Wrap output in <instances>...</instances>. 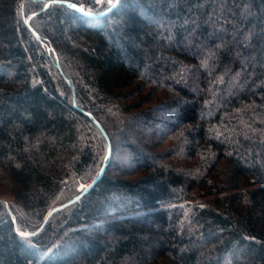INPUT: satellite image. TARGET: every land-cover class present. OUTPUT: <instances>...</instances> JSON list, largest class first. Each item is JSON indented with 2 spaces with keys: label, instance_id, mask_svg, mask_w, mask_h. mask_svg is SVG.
Returning <instances> with one entry per match:
<instances>
[{
  "label": "trees",
  "instance_id": "obj_1",
  "mask_svg": "<svg viewBox=\"0 0 264 264\" xmlns=\"http://www.w3.org/2000/svg\"><path fill=\"white\" fill-rule=\"evenodd\" d=\"M114 1L0 0V264H264V0Z\"/></svg>",
  "mask_w": 264,
  "mask_h": 264
},
{
  "label": "water",
  "instance_id": "obj_2",
  "mask_svg": "<svg viewBox=\"0 0 264 264\" xmlns=\"http://www.w3.org/2000/svg\"><path fill=\"white\" fill-rule=\"evenodd\" d=\"M54 3H60V4H65V5H67L68 7H70V8H72V9H76L78 12H80V13H82V14H86L85 13V11H81V8H79V7H77V6H75V7H73L72 6V4H70L69 2H67V1H55ZM118 3H119V0H115L114 2H113V4L107 9V10H105L103 13H101V14H99V15H96V17H100V16H103V15H105V14H107L108 12H110L112 9H114L117 5H118ZM48 5H49V3H48ZM113 5H115V7H113ZM30 30H31V32L33 33V35L35 36V38L36 39H39V36H38V34L30 27ZM66 81H67V79H65ZM74 104H75V101H74ZM88 116H91L90 114H87ZM96 126L99 128V130L101 131V133L103 134V136L106 138V141H107V154H106V157H105V160H107L109 157H110V154H111V146H110V141H109V138H108V136L106 135V132L103 130V128L101 127V125L98 123V122H96ZM105 166V165H104ZM104 166L101 168V170H100V172H99V175L97 176V178L93 181V182H91L78 196H76V197H74L72 200H70V201H68V202H66V203H64L63 205H60V206H57V207H55V208H53L52 210H50L48 213H47V215H46V217H45V220H44V222H43V224H42V226L36 231V232H34V233H32V234H28V235H26V236H33V235H36L37 233H39L42 229H43V227H44V225H45V223H46V221H47V219L54 213V212H56V211H59V210H61V209H64V208H67V207H69V206H71V205H73V204H75L77 201H79L80 200V198H82L86 193H88V191L101 179V177L103 176V173H104ZM12 220H13V222L15 223V218H14V216H12Z\"/></svg>",
  "mask_w": 264,
  "mask_h": 264
},
{
  "label": "rangeland",
  "instance_id": "obj_3",
  "mask_svg": "<svg viewBox=\"0 0 264 264\" xmlns=\"http://www.w3.org/2000/svg\"><path fill=\"white\" fill-rule=\"evenodd\" d=\"M118 152H121L120 149H116V157H115V160L118 161L119 163H121L122 165H125L126 164L125 158L123 156L122 157L121 156L118 157ZM3 198H5V196Z\"/></svg>",
  "mask_w": 264,
  "mask_h": 264
},
{
  "label": "snow or ice",
  "instance_id": "obj_4",
  "mask_svg": "<svg viewBox=\"0 0 264 264\" xmlns=\"http://www.w3.org/2000/svg\"><path fill=\"white\" fill-rule=\"evenodd\" d=\"M99 2V0H98ZM109 3H111V0H109ZM73 7H75V5H72ZM113 7H115V5H113ZM81 11H84V9H81ZM22 235H27V233H22Z\"/></svg>",
  "mask_w": 264,
  "mask_h": 264
}]
</instances>
